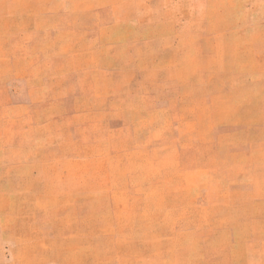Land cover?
I'll list each match as a JSON object with an SVG mask.
<instances>
[{
    "label": "rangeland",
    "instance_id": "obj_1",
    "mask_svg": "<svg viewBox=\"0 0 264 264\" xmlns=\"http://www.w3.org/2000/svg\"><path fill=\"white\" fill-rule=\"evenodd\" d=\"M0 264H264V0H0Z\"/></svg>",
    "mask_w": 264,
    "mask_h": 264
}]
</instances>
